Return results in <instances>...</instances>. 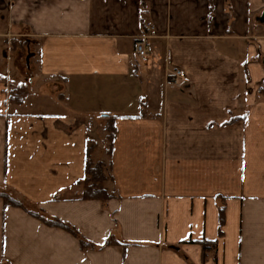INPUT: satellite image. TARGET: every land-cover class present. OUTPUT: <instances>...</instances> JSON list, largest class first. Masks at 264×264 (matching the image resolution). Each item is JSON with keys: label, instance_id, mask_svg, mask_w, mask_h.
Listing matches in <instances>:
<instances>
[{"label": "crops", "instance_id": "0c3cea01", "mask_svg": "<svg viewBox=\"0 0 264 264\" xmlns=\"http://www.w3.org/2000/svg\"><path fill=\"white\" fill-rule=\"evenodd\" d=\"M0 185L94 245L0 198V264H264V0H0Z\"/></svg>", "mask_w": 264, "mask_h": 264}, {"label": "trees", "instance_id": "16d2710c", "mask_svg": "<svg viewBox=\"0 0 264 264\" xmlns=\"http://www.w3.org/2000/svg\"><path fill=\"white\" fill-rule=\"evenodd\" d=\"M23 97H24V92L21 90V88L19 87L10 88L9 90L10 102L15 103L21 101ZM110 131H112V129ZM107 138L110 146L112 141V133H110L107 136ZM92 147L93 145L89 144L86 150L87 156L85 161V174L83 179L81 180V186H82L81 199H97V200L105 201L114 197V194L112 192H109L105 188V181L108 178L107 170L110 168V162L106 165V163L101 160L94 161L90 156V151ZM0 198L3 200L4 206L18 207L20 209H23L27 213L31 214L32 216L40 219L48 226L58 227L66 230L67 232H69L78 239L82 249H89L94 247L93 243L87 241L85 237L79 234V232L72 225L65 223L64 221H61L57 218H50L45 216L43 213H39L35 210L26 208V206L22 201L14 198L13 196L7 193L0 192ZM113 243H117V242L113 239H108L105 242L106 245Z\"/></svg>", "mask_w": 264, "mask_h": 264}, {"label": "rangeland", "instance_id": "374dc122", "mask_svg": "<svg viewBox=\"0 0 264 264\" xmlns=\"http://www.w3.org/2000/svg\"><path fill=\"white\" fill-rule=\"evenodd\" d=\"M13 42L10 44L12 48L14 49L13 56L19 57L20 60V66L23 67L24 72L28 73L30 76L28 78H31L34 73L37 71L38 66V38L35 36H25V37H12ZM26 40L28 42H26ZM26 57H28L27 63H26ZM105 135H108L110 133V130H107L104 132ZM105 149L108 146V138H105ZM98 155H95L94 161H97ZM103 162L108 164V156L105 154L104 158L102 160ZM107 170V169H106ZM0 192L7 193L14 198L22 201L18 196L16 197V194L10 191L5 185H0ZM26 208H33L36 210V207L32 204L26 203L22 201Z\"/></svg>", "mask_w": 264, "mask_h": 264}, {"label": "built area", "instance_id": "2783aa9c", "mask_svg": "<svg viewBox=\"0 0 264 264\" xmlns=\"http://www.w3.org/2000/svg\"><path fill=\"white\" fill-rule=\"evenodd\" d=\"M149 26V25H147ZM132 49L137 55V57L142 61L146 62L148 60V51L145 43L142 40H134L132 43ZM189 81V77L187 74L181 69H175L171 72V74L166 78L165 84L168 87H174L181 83H187Z\"/></svg>", "mask_w": 264, "mask_h": 264}]
</instances>
